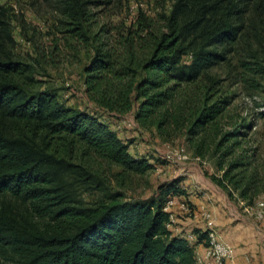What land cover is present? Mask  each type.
I'll use <instances>...</instances> for the list:
<instances>
[{
	"label": "trees",
	"instance_id": "16d2710c",
	"mask_svg": "<svg viewBox=\"0 0 264 264\" xmlns=\"http://www.w3.org/2000/svg\"><path fill=\"white\" fill-rule=\"evenodd\" d=\"M57 1L64 31L92 42L83 83L98 109L133 112L160 133L184 128L197 155H218V185L247 203L262 192L255 148L239 150L253 122L228 123L230 96L217 97L208 72L241 32L232 0H175L162 24L136 13L126 32L93 31L88 6L104 0ZM6 13L0 5V264H196L195 246L167 226L164 207L180 180L145 199L114 188L111 177L122 186L152 164L98 115L41 88L33 64L13 54ZM195 231L208 245V230Z\"/></svg>",
	"mask_w": 264,
	"mask_h": 264
},
{
	"label": "rangeland",
	"instance_id": "374dc122",
	"mask_svg": "<svg viewBox=\"0 0 264 264\" xmlns=\"http://www.w3.org/2000/svg\"><path fill=\"white\" fill-rule=\"evenodd\" d=\"M174 1L104 0L89 5L88 10L93 13L94 32L103 27L126 32L136 13L162 24ZM232 1L241 10L233 18L240 24L241 32L230 45L227 60L214 65L208 72L219 80L217 97L230 96L226 117H231V121L223 119L222 123L253 122L239 150L251 152L255 148L256 162L262 165L261 175H264V117L260 115L264 109V0ZM0 5L7 11L6 20L14 39L13 54L17 59L33 64L41 88H54L65 105L98 115L130 144L132 156L152 164V168L142 174H126L122 186L119 178L111 177L114 188H121L128 200L145 199L158 196L161 185L180 180L178 193L169 199L185 202L188 210L180 209L177 204L170 207L174 219L173 234L185 237L196 250L199 243L195 230L207 229L202 212L211 214L218 232L215 218L220 210L232 223L230 238L237 241V245L241 240L239 246H243L245 242L241 238L246 234L247 243L253 245L252 251L240 254V263L264 264V183L262 192L247 203L228 185L225 189L216 183L222 175L217 167L218 155H197L184 128L160 133L154 126L138 123L133 112L117 116L98 109L86 96L83 83L84 66L93 55L92 42L72 38L64 31L57 0H0ZM119 170L113 167L114 172ZM86 198L90 200L92 196ZM199 201L209 210L199 211ZM259 202L263 205H258Z\"/></svg>",
	"mask_w": 264,
	"mask_h": 264
},
{
	"label": "built area",
	"instance_id": "2783aa9c",
	"mask_svg": "<svg viewBox=\"0 0 264 264\" xmlns=\"http://www.w3.org/2000/svg\"><path fill=\"white\" fill-rule=\"evenodd\" d=\"M166 157L170 158L169 155ZM174 204H177L178 207L184 211L188 210V205L183 201L177 202L173 199L167 200L164 210L170 213V222L167 224L168 228L170 229L174 222L170 207H172ZM258 205H263V203L259 202ZM202 215L206 219L209 241L208 245L205 246L203 253H196V264L234 263L235 252L233 246L224 238H222L216 231L214 227V220L211 217V214L209 212H202Z\"/></svg>",
	"mask_w": 264,
	"mask_h": 264
},
{
	"label": "crops",
	"instance_id": "0c3cea01",
	"mask_svg": "<svg viewBox=\"0 0 264 264\" xmlns=\"http://www.w3.org/2000/svg\"><path fill=\"white\" fill-rule=\"evenodd\" d=\"M199 204V207H198V210L199 211H202L203 209H207L209 210L208 208H205V205L202 204V202H198ZM215 225L218 227V233L219 235L224 238L225 240H227L230 244L232 243L233 244V247L234 248V252H235V261L233 264H241L240 263V260H241V257H240V254L249 250V251H252L253 249V245L252 244H249V242L247 243L248 240V236L246 234H244L242 236V241L245 242V244H243V246H239L241 242L240 240V243L237 245V241H234L232 240V238H230V233L232 231V223H230V218H226L221 212L220 210H218V213H217V217L215 218ZM236 229V228H234ZM239 241V240H238ZM251 241V240H250ZM231 244V245H232ZM204 248H205V245H203L202 243H199L197 246H196V253H203L204 251Z\"/></svg>",
	"mask_w": 264,
	"mask_h": 264
}]
</instances>
